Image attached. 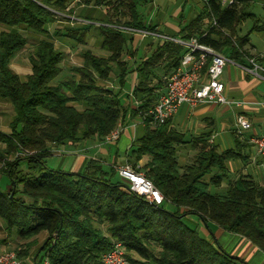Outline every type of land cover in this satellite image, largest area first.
<instances>
[{
	"label": "trees",
	"instance_id": "obj_1",
	"mask_svg": "<svg viewBox=\"0 0 264 264\" xmlns=\"http://www.w3.org/2000/svg\"><path fill=\"white\" fill-rule=\"evenodd\" d=\"M73 1H77L75 7L69 8ZM255 1L235 0L223 7L219 0H206L177 35L184 40L195 38L241 62L251 55L244 50L250 40L239 36L240 26L252 20L251 31L264 32V23L260 25L246 11ZM152 2L0 0V24L8 27L0 33V99L14 112L10 134L0 131V173L10 182L0 191V219L9 234L25 242L24 249L15 251L20 261L33 255L35 264H100L113 242H120L135 264H250L227 253L216 239L200 236L186 223L189 216L206 227L214 224L241 236L264 253V185L251 176H240L229 183L225 194L211 193L228 180V163L244 155L236 150L220 151L209 143L210 134L186 141L172 120L151 127L148 112L165 85L158 79L159 69L174 73L187 50L171 42L157 43L137 65L138 83L131 95L127 101L121 98L133 71L124 51L134 36L113 26L158 33V25L141 12ZM84 7L105 10L109 21L84 26L65 20L68 25L57 29L55 36L85 44L97 29L100 47L109 55L84 52L83 64L71 67L70 74L60 80L66 54L56 48L48 27L60 23L58 14L76 16V10ZM23 31L46 37L33 47L32 74L25 80L11 67L15 55L28 45ZM132 55L138 58V51ZM116 70L119 87H109L107 82ZM143 117V136L126 151L123 165L132 166L155 185L165 198L161 206L156 208L144 196L126 190L117 164L107 168L101 159H90L77 173L48 167L54 147L95 139L104 143L120 124ZM186 145L197 153L192 163L182 165L179 154ZM146 156L151 158L149 163L139 167ZM41 235L45 238L39 242Z\"/></svg>",
	"mask_w": 264,
	"mask_h": 264
},
{
	"label": "rangeland",
	"instance_id": "obj_2",
	"mask_svg": "<svg viewBox=\"0 0 264 264\" xmlns=\"http://www.w3.org/2000/svg\"><path fill=\"white\" fill-rule=\"evenodd\" d=\"M77 1H73L70 3L69 8L75 7ZM203 7V1L202 0H153L152 3H148L146 6L142 7L141 12L145 15V17L152 22L153 24L159 25V27L162 29L163 32L167 34H178L179 26L180 24H187L189 23L193 18L196 17V15L201 11ZM249 13L254 14L257 19L260 20V25L264 23V0H256L254 3H252L249 8L246 10ZM58 19L60 20V23L57 25H52L48 27V32L51 33L54 38V43L56 44V47L66 54V59L64 63L62 64V67L64 69V72L62 76L60 77V80H62L66 75L70 74V68L73 66H79L83 63V53L86 51H92L97 56H103L107 53L103 51L100 47L101 43V37L99 35V32L97 29H94L90 32L89 37L86 40L85 44H73L72 41L68 40L67 38L62 37H56L55 34L57 32V29L60 27L64 28L68 25V22L65 20H70L72 22H78L80 25H88L91 23H98L99 25L104 24L109 21L108 16L106 14V11L103 9H97L92 7H84L79 10H76V16H80V19H76V16H67L63 14H58ZM114 28L121 29L124 32L129 33L130 35L134 36V42L128 44V47L124 51V59L125 61H128L130 64L133 65V63L139 64L141 61H143V58L150 55L154 49L157 43L161 42L160 40L152 37L147 36L143 37L142 34L134 33L132 31H129L125 27H119V26H113ZM253 27L252 20H247L245 23H243L239 28V36H248L250 43L245 47V51L248 52L252 57H257L261 54H264V32H256L251 31ZM8 27L0 24V33L4 30H7ZM24 35L28 39V45L25 49L18 52L13 61V70L14 72L17 71L20 73L23 80L28 75L32 74V67L30 63V56L33 51V47L35 44H37L40 40L46 39L44 34L34 33L32 31H23ZM227 33V32H225ZM169 36V35H166ZM171 36V35H170ZM134 50L138 51V58L133 57ZM79 51V52H78ZM117 70L115 72V76H113V79L107 84L109 87L115 88L116 85L119 87L118 82L116 80L117 77ZM16 73V72H15ZM170 74H165L163 71L158 72V79H161L162 81H165V78H167ZM159 81V80H158ZM134 76L129 75L125 85L122 88V100L127 101V95H131L133 87H134ZM116 87V88H118ZM118 90V89H117ZM14 112L13 108L8 103L0 102V124L2 128L8 129V124L10 123L11 119L13 118ZM125 129V133L123 136H121V139L116 142L118 145L115 144L113 146L114 151L118 147L119 150L122 152L121 154H124L125 151L123 148H120V144L125 142V139H127L128 134L131 135V140L135 137L140 138L143 136L144 129L141 125L140 118H135L133 120H128L127 123L123 122L120 124ZM138 128V130H137ZM180 132L184 133L185 140L190 141L192 139V135L188 132L187 127L184 125V127H180L178 129ZM136 131V132H134ZM135 133V135H134ZM222 133V128L218 127V137L216 138L217 144H220L222 142V137L220 134ZM228 136V147H222L229 149L233 147V137L232 134H227ZM123 137V138H122ZM101 142V141H100ZM99 142V143H100ZM129 142V143H130ZM219 142V143H218ZM103 143V142H101ZM132 145V143H131ZM235 147V146H234ZM233 147V148H234ZM117 148V149H118ZM223 149V150H224ZM181 153L182 151L191 152L190 154L182 153L181 156H186L187 160H181L182 165H187L193 162L194 157L197 152L192 151L190 148V145H186V147H181ZM220 151L222 149H219ZM222 150V151H223ZM191 155V157H190ZM189 156V157H188ZM72 161V158L70 157H62L58 155H53L52 157L48 158L47 164L48 167L53 170H62L65 172H68L70 170V162ZM108 165H106L107 167ZM1 167V165H0ZM109 167V166H108ZM107 167V168H108ZM1 169V168H0ZM253 175V179L257 182H259L262 178V174L264 176V167L259 170V175L257 173H251ZM9 180L6 176L1 175L0 173V191H5L9 186ZM226 190L224 189H218V188H212L211 193L213 194H225ZM168 210H173V207L168 206ZM186 223L191 226L192 228H195L198 230V233L202 237H206V232L203 229H206V226L203 224L201 220H199L195 216H189L186 219ZM213 225V224H210ZM227 237H223L221 239V246L224 250L227 252H231L234 248V244L236 243L235 239H238L235 235L226 234ZM233 237V238H232ZM6 241V244H3L10 248L6 249L4 251L8 252H14L18 249H24L25 248V242L20 240V238L15 234H9V232L5 228V224L2 219H0V241ZM43 239L42 237H38V241L41 242ZM2 245V244H1ZM23 245V246H22ZM23 247V248H22ZM1 251V252H4ZM136 259L137 256H134ZM28 261L29 264L33 261V255H31L29 258L23 259L21 262L22 264ZM25 264V263H24ZM257 264V263H256Z\"/></svg>",
	"mask_w": 264,
	"mask_h": 264
},
{
	"label": "crops",
	"instance_id": "obj_3",
	"mask_svg": "<svg viewBox=\"0 0 264 264\" xmlns=\"http://www.w3.org/2000/svg\"><path fill=\"white\" fill-rule=\"evenodd\" d=\"M181 25L183 24H180L179 29ZM158 33L169 36L171 35L170 37H178L177 34L176 35L167 34L163 32L162 29L159 27V25H158ZM108 55L109 54L107 53L106 55H103V57H106ZM247 57H252V56H247ZM247 57L241 60V62H236L229 59L231 63H229L225 67L223 74V82L226 88L225 89L226 97L233 101L243 102L244 105L242 107H236L234 105H198L195 108H192L189 105H183L180 108L177 115L173 119H171L172 126L175 129L178 130L180 127H184L185 125L187 127L188 132L192 135V137H198L204 134H210L211 136L209 138V143L222 150L224 149L222 147H226V148L228 147L227 134L229 133L232 134L233 144H234L233 147L234 146L235 147L234 148L231 147L229 149L225 148L223 151L236 150L237 152L244 155V158H240L238 160L231 161L228 163L229 177L228 180L223 182L220 188L224 190L228 188L229 183L236 181L237 179H239L240 176L253 177L251 173H257V175H259V170L263 168L262 159L260 156L257 155L256 149L253 146V144L250 142V139L253 135H261L264 132V108L260 106L262 94L264 92V81L255 78L244 71L243 68L249 66ZM262 64L264 63L262 62ZM137 65L138 64L133 63L132 65L133 71L130 74L134 76V83H135L134 87L138 83V75L136 72H134ZM11 67L13 69V65ZM159 71H163L165 72V74L168 73L167 69L165 70L164 67H160ZM15 72L19 76H21L19 72L17 71ZM158 82L159 81H156L155 84H157ZM0 102L6 103L1 99ZM240 114L244 115L252 124V130L245 132L241 136L237 134V128H236V117ZM13 118L11 119L10 123L12 122ZM10 123L8 124L9 126L8 129L6 130L5 128H2L0 124V131L4 134H10ZM218 127L222 128V133L220 134V136L222 137V142L220 144H217V140H216V138L218 137ZM123 134L121 136H123ZM136 138L138 137L134 136V139H132L130 142L129 139H131V135L128 134V137L127 139H125V142L123 144L121 143L119 147L123 148L126 153V151L129 150L131 143H133V141ZM99 142L100 141L98 139H95L94 141H88L82 144H76V145L69 144L66 146L54 147L53 155L56 154L58 156L72 158V161L70 162V170L68 172H74V173L80 172L84 167L85 163L90 159H101L104 162V164L108 165L109 167H112L114 164H117L118 166L123 165V161H125V157H124L125 153L121 154L122 152L119 150L118 147H117L118 149L117 148L115 149L116 151H114L113 149V146H115V144L118 145L117 143L106 145L104 143L101 142L99 143ZM182 153L190 154L191 152L182 151ZM182 153L180 150V154H179L180 163L181 160H187L186 156L183 157L181 156ZM150 159L151 158L149 156L144 157L141 160L139 167L146 166L149 163ZM259 183L264 185L263 174ZM4 224L6 230L8 231L5 222ZM206 228H209L208 230L213 234L212 237L208 230L203 229L206 232V238L210 241L216 239V241L220 246H221L220 244L221 239L225 236L226 237L228 236L226 234H230L229 236L234 235L226 232L225 230L219 228L214 224L209 225V227ZM235 236L238 238L235 239L236 240V243L234 244L235 246L231 252H227L225 250L227 253L239 257L249 262L250 264H256V263L264 264V253L262 251L255 248L247 239L238 235ZM40 237L44 239L45 235H41ZM6 249L10 250L9 247L5 245H0V252ZM24 263L29 264L28 261H25ZM31 264H35L34 258Z\"/></svg>",
	"mask_w": 264,
	"mask_h": 264
},
{
	"label": "built area",
	"instance_id": "obj_4",
	"mask_svg": "<svg viewBox=\"0 0 264 264\" xmlns=\"http://www.w3.org/2000/svg\"><path fill=\"white\" fill-rule=\"evenodd\" d=\"M204 3L206 0H202ZM223 7L234 4L235 0H219ZM213 25H217L213 21ZM134 33L142 34L143 37L152 36L161 42H171L184 47L187 52L182 57L178 69L165 78V85L156 104L150 109L148 115L152 118L151 127L157 128L173 119L183 105L195 108L198 105H234L242 107L243 102L233 101L225 95L223 74L225 67L231 61L222 53L199 44L192 38L184 40L181 37H170L161 33H151L127 29ZM264 54L257 57H247L249 66L244 71L249 75L264 81ZM264 63V62H263ZM260 106L264 108V92ZM145 118L141 119V125ZM237 134L243 135L252 130L251 122L242 114L236 117ZM126 128L119 127L106 137L104 144H115L124 133ZM250 142L256 149L257 155L262 159L264 167V132L261 135H253ZM19 155V154H18ZM27 155V153L20 156ZM120 178L128 185L126 190L144 196L154 207L161 206L165 198L155 185L146 178L143 173L136 172L130 165L118 166ZM0 264H22L14 252H0ZM43 264H49L45 261ZM100 264H135L127 256L120 242H113L110 252L102 255Z\"/></svg>",
	"mask_w": 264,
	"mask_h": 264
}]
</instances>
